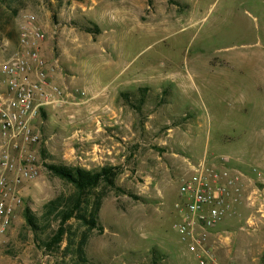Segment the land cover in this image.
Masks as SVG:
<instances>
[{"label": "rangeland", "instance_id": "374dc122", "mask_svg": "<svg viewBox=\"0 0 264 264\" xmlns=\"http://www.w3.org/2000/svg\"><path fill=\"white\" fill-rule=\"evenodd\" d=\"M25 13L44 31L42 53L57 60L64 96L40 113L38 175L0 241V264H82L83 237L86 264H198L171 225L179 177L205 150L246 176L241 202L217 226L226 237L215 239V256L261 264L264 0H0V59ZM49 163L111 166L115 184L88 198L100 194V228L72 217L48 249L58 220L43 206L73 191Z\"/></svg>", "mask_w": 264, "mask_h": 264}, {"label": "built area", "instance_id": "2783aa9c", "mask_svg": "<svg viewBox=\"0 0 264 264\" xmlns=\"http://www.w3.org/2000/svg\"><path fill=\"white\" fill-rule=\"evenodd\" d=\"M44 39L36 16L25 13L16 47L0 59V241L23 205L25 183L38 175L35 145L41 138L40 113L63 101V91L53 81L58 63L43 55ZM245 177L228 156L211 150L186 162L171 226L198 264H223L213 251L215 239L226 237L217 226L241 202Z\"/></svg>", "mask_w": 264, "mask_h": 264}, {"label": "trees", "instance_id": "16d2710c", "mask_svg": "<svg viewBox=\"0 0 264 264\" xmlns=\"http://www.w3.org/2000/svg\"><path fill=\"white\" fill-rule=\"evenodd\" d=\"M46 166L54 175L68 182L73 189L69 195L57 196L43 206L44 214H54L58 220L54 235L44 242L45 247L49 249L62 239L66 232L64 225L72 217L80 220L88 229L97 226L100 194H97L94 199L88 200V198L91 191L98 186H114L115 173L111 166H102L95 170L59 163H49ZM23 217L28 226L34 230L37 228V218L30 213L28 208L23 209ZM97 227L100 228L99 225ZM84 243L85 238L83 237L75 249L78 261L82 264H86ZM261 264H264V251Z\"/></svg>", "mask_w": 264, "mask_h": 264}]
</instances>
